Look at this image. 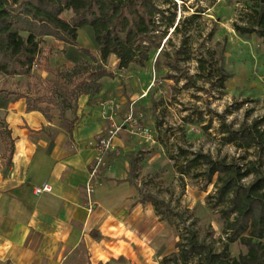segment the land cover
Instances as JSON below:
<instances>
[{"label":"rangeland","instance_id":"374dc122","mask_svg":"<svg viewBox=\"0 0 264 264\" xmlns=\"http://www.w3.org/2000/svg\"><path fill=\"white\" fill-rule=\"evenodd\" d=\"M155 1L160 8L175 12V22L195 10L203 12L192 24H186L182 33L170 35L164 45L168 54L163 50L160 55L159 71L153 67L158 50L152 48L145 63L134 62L124 69H119L116 58L110 56L105 67L111 76L103 81L107 86L112 84L116 101H123L120 115L133 103L135 111L142 114L141 123L150 129L147 136L124 130L122 138L134 147L130 159L137 164L135 179L140 197L156 200V213L166 229L159 264H201L199 256L186 262L179 256L181 247L177 243L187 241L191 233L213 252L227 248L236 257L245 248L238 241L228 240L225 205L216 201V175L210 182L205 164L186 169L184 174L178 167L199 153L241 166L264 160V152L244 150L224 140L226 129L236 130L242 125L256 124L264 131V43L255 34L239 35L233 28L235 23L247 21L255 0H186L184 4L177 1L175 6L166 0ZM70 15V11L62 14L64 18ZM182 37L188 38L184 49L192 57L189 60H182L185 54L176 53ZM78 39L82 46L93 48L84 30L79 31ZM61 47L54 39L43 43L29 77L0 74V92L28 93L31 97L45 92L51 74L44 66H50V55H61ZM169 60L175 61V68L167 70L165 63ZM54 66L66 65L56 60ZM167 71L174 78L166 79ZM223 71L230 76L221 86ZM54 115H58L57 109ZM10 122L9 112L0 109V182L6 177L12 145L15 148ZM253 179L249 175L242 183Z\"/></svg>","mask_w":264,"mask_h":264},{"label":"crops","instance_id":"0c3cea01","mask_svg":"<svg viewBox=\"0 0 264 264\" xmlns=\"http://www.w3.org/2000/svg\"><path fill=\"white\" fill-rule=\"evenodd\" d=\"M56 60L71 66L54 53L51 68ZM103 78L97 94L79 96L67 113L76 116L71 130L54 109L48 119L42 110L28 111L24 99L0 108L9 112L15 145L0 182V264H159L166 229L129 179L132 143L123 130L111 150L99 155L94 144L108 131V116L118 123L127 110L120 115L123 101ZM43 183L52 191L35 194Z\"/></svg>","mask_w":264,"mask_h":264},{"label":"trees","instance_id":"16d2710c","mask_svg":"<svg viewBox=\"0 0 264 264\" xmlns=\"http://www.w3.org/2000/svg\"><path fill=\"white\" fill-rule=\"evenodd\" d=\"M177 1L186 2L166 0L173 2L174 6ZM65 11L71 12L69 18L62 16ZM202 12L195 10L175 22V12L160 8L155 0H0V74L31 76L43 43L50 39L62 44L61 54L71 63L70 67L63 68L45 65V70L51 74L49 85L36 97L1 91L0 108L24 99L28 111L42 110L48 119L53 117L51 110L57 109L60 121L67 130H71L76 116L68 118L67 113L75 110L79 96L95 95L101 90V79L111 76L105 67L110 56L116 58L119 69H124L134 62L145 63L150 50L155 48L158 53L153 67L159 71L162 67L160 55L163 50L168 54L164 45L170 41V35L182 33V28L192 24ZM170 28L172 31L168 34ZM233 28L239 35L255 34L264 43V0H255L247 21L235 23ZM80 30L91 38L93 48L80 44ZM163 39L165 42L161 44ZM187 40V37H182L176 52L185 54L182 60L192 58L184 49ZM200 62L203 67L202 59ZM165 67L167 70L175 68V61H166ZM164 76L166 79L174 78L170 71ZM229 76L228 72H222L221 86ZM224 132L228 133L224 139L227 143L244 150L256 148L264 152V131L256 124ZM52 145L53 137L49 148ZM13 154L12 145L7 166L11 164ZM201 164L207 166L210 182L216 175V201L225 205L223 213L228 240L238 241L245 251L236 257L231 256L227 248L216 253L191 233L187 241L177 243L181 247L180 258L186 262L199 256L201 264H264V160L250 161L241 166L235 162L215 161L209 155L199 153L186 159L178 170L184 174L186 169ZM136 170L137 164L132 159L129 165L132 182ZM249 175L254 179L248 184L242 183ZM148 201L157 212L156 200L149 197Z\"/></svg>","mask_w":264,"mask_h":264},{"label":"built area","instance_id":"2783aa9c","mask_svg":"<svg viewBox=\"0 0 264 264\" xmlns=\"http://www.w3.org/2000/svg\"><path fill=\"white\" fill-rule=\"evenodd\" d=\"M142 114L135 111L133 103L130 104L126 112L121 118V121L116 123L113 120L112 114L108 116L110 120V127L104 136L98 138L95 141V147L100 154L111 150L115 147L114 141L121 131L127 130L130 134L147 136L150 134V129L141 123ZM86 193L89 195L92 191L90 180L86 183ZM35 194H41L44 192H51L52 186L49 183H43L42 185L35 186L33 189Z\"/></svg>","mask_w":264,"mask_h":264}]
</instances>
